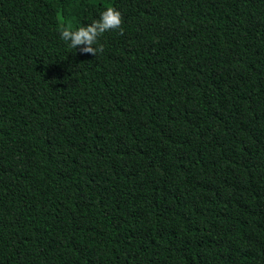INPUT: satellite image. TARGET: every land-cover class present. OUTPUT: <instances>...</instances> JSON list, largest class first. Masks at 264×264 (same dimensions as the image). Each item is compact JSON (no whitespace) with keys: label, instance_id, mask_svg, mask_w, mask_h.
Wrapping results in <instances>:
<instances>
[{"label":"trees","instance_id":"obj_1","mask_svg":"<svg viewBox=\"0 0 264 264\" xmlns=\"http://www.w3.org/2000/svg\"><path fill=\"white\" fill-rule=\"evenodd\" d=\"M0 264H264V0H0Z\"/></svg>","mask_w":264,"mask_h":264},{"label":"clouds","instance_id":"obj_2","mask_svg":"<svg viewBox=\"0 0 264 264\" xmlns=\"http://www.w3.org/2000/svg\"><path fill=\"white\" fill-rule=\"evenodd\" d=\"M122 15L115 7L106 4L104 10L99 13V18L94 19L90 24L73 26L72 24L60 23L58 25L59 35L62 41L70 48L80 47L82 54L97 56L103 53L104 44L100 38L108 31L122 30Z\"/></svg>","mask_w":264,"mask_h":264},{"label":"rangeland","instance_id":"obj_3","mask_svg":"<svg viewBox=\"0 0 264 264\" xmlns=\"http://www.w3.org/2000/svg\"><path fill=\"white\" fill-rule=\"evenodd\" d=\"M105 2H109V0H104Z\"/></svg>","mask_w":264,"mask_h":264}]
</instances>
